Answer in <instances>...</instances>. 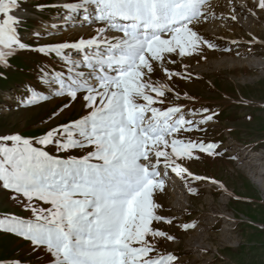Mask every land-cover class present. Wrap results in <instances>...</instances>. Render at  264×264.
I'll return each mask as SVG.
<instances>
[{"label":"snow or ice","instance_id":"obj_1","mask_svg":"<svg viewBox=\"0 0 264 264\" xmlns=\"http://www.w3.org/2000/svg\"><path fill=\"white\" fill-rule=\"evenodd\" d=\"M20 7V0H0V64L5 66L17 49L28 48L18 35L21 19L14 13ZM62 7L65 19L82 14L84 22L99 25L95 33L35 50L62 60L64 70L43 75L58 85L56 95L80 99L87 111L35 140L0 136V187L14 193L13 199L23 197L21 204L32 213L29 219L5 216L0 229L46 249L51 264H178V257L157 247L176 237L155 226L174 222L159 214L154 195L164 191L169 170L186 184L208 179L192 173L186 162L220 154L217 144L191 138L206 131L203 126L215 113L165 106L173 89L152 77L160 71L169 81L190 79L169 65L176 57L207 59L205 51L217 48L197 27L216 18L209 0H78ZM256 10L264 12V0H254L248 9L253 16ZM66 50L80 53V59ZM49 145L66 158L50 154ZM81 149L86 154H70ZM188 190L196 194L190 184Z\"/></svg>","mask_w":264,"mask_h":264},{"label":"rangeland","instance_id":"obj_2","mask_svg":"<svg viewBox=\"0 0 264 264\" xmlns=\"http://www.w3.org/2000/svg\"><path fill=\"white\" fill-rule=\"evenodd\" d=\"M76 2L20 0V10L14 14L21 19L18 35L28 48L17 49L6 66L0 64V136L19 134L35 140L48 130L86 114L80 99L72 102L56 95L58 85L50 84L51 76L45 79L43 75L64 70L62 60L54 53L45 55L35 50L40 45L71 42L95 33L99 25L84 22L82 14L65 19L68 13L62 5ZM253 2L209 0L216 18L210 16L197 27L217 48L205 51L207 59L193 55L181 61L176 57L177 63L169 65L175 72L190 74V79L177 77L169 81L160 71L152 77L173 89L165 106L180 105L197 112L208 108L211 110L208 114L215 113L213 120L203 126L206 131L193 132L191 138L217 144L216 151L220 154H201L200 159L186 162L192 173L208 179H189L186 184L169 170L164 191L154 195L161 205L159 214L174 222L155 226L176 237L172 242L160 241L157 247L162 253L178 257V264H264V69L246 65L247 61L264 57V12L256 10V15H251L248 9ZM233 8L236 21L230 19ZM212 25L220 30L211 32ZM66 51L74 60L81 57L74 50ZM176 93H180L179 99ZM185 93L194 97V102L190 103ZM33 94L37 99H33ZM66 103L71 106L64 109ZM47 150L66 158L65 153H58L52 145ZM70 154L82 156L86 150H73ZM175 184L184 193L182 207L175 203L171 188ZM189 184L200 188L196 194L189 192ZM14 195L0 187V219L13 215L32 218L31 211L25 210L20 202L24 198L13 199ZM34 203L50 207L43 202ZM184 223L195 227L185 231L181 227ZM200 234L205 236L202 247L195 244ZM17 261L51 264L46 249H34L27 240L0 229V264Z\"/></svg>","mask_w":264,"mask_h":264},{"label":"bare ground","instance_id":"obj_3","mask_svg":"<svg viewBox=\"0 0 264 264\" xmlns=\"http://www.w3.org/2000/svg\"><path fill=\"white\" fill-rule=\"evenodd\" d=\"M243 17H242L241 21L245 20V18H243ZM211 28H212L211 32H213V33H216L218 30H220L217 25H212ZM246 65L251 66V67L256 68V69H264V57L254 58L252 61H247ZM171 188L173 189V192H174V196H175L174 199L176 200L175 203L177 204L178 207H182V201H183V197H184V193H183L182 188H179V185H176V184L174 186H172ZM204 242H205V236L200 234L198 236V238L196 239L195 244L202 247L203 246L202 244Z\"/></svg>","mask_w":264,"mask_h":264},{"label":"trees","instance_id":"obj_4","mask_svg":"<svg viewBox=\"0 0 264 264\" xmlns=\"http://www.w3.org/2000/svg\"><path fill=\"white\" fill-rule=\"evenodd\" d=\"M9 146H11V142H8Z\"/></svg>","mask_w":264,"mask_h":264}]
</instances>
